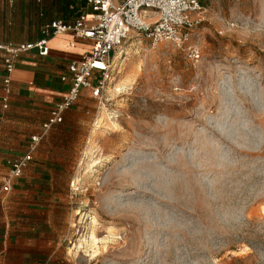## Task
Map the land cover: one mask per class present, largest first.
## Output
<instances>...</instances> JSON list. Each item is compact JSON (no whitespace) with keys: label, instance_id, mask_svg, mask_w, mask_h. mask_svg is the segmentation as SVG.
Instances as JSON below:
<instances>
[{"label":"rangeland","instance_id":"374dc122","mask_svg":"<svg viewBox=\"0 0 264 264\" xmlns=\"http://www.w3.org/2000/svg\"><path fill=\"white\" fill-rule=\"evenodd\" d=\"M200 2L198 61L132 32L39 143L48 264H264V0Z\"/></svg>","mask_w":264,"mask_h":264},{"label":"crops","instance_id":"0c3cea01","mask_svg":"<svg viewBox=\"0 0 264 264\" xmlns=\"http://www.w3.org/2000/svg\"><path fill=\"white\" fill-rule=\"evenodd\" d=\"M81 14L92 15L85 1L0 0V264H48V246L53 240L48 241L47 228L53 225V217L41 205L40 199L48 194L43 179L46 172L35 163L45 144L38 145L34 160L14 181L11 192L2 191V183L10 162L30 150L32 136L41 132L51 110L69 89V80L63 79L69 76V65L90 51L92 41L67 32L49 40L47 55L37 50L22 53L15 61L7 106L3 101L7 74L4 46L37 42L45 22L73 21ZM85 93L92 97L85 90L79 101ZM79 101L65 112L63 123L73 119Z\"/></svg>","mask_w":264,"mask_h":264},{"label":"built area","instance_id":"2783aa9c","mask_svg":"<svg viewBox=\"0 0 264 264\" xmlns=\"http://www.w3.org/2000/svg\"><path fill=\"white\" fill-rule=\"evenodd\" d=\"M38 3L43 0H35ZM87 2L92 10L91 17L81 14L73 21L49 20L41 28L37 42L8 44L4 46L7 56L4 64L7 74L3 79L7 106L9 85L16 59L25 52L37 50L40 55L49 52V40L56 35L71 32L78 38L92 41L91 49L79 61L69 65L70 87L62 99L55 104L50 116L42 125L40 133L31 138L30 150L10 162V169L3 178L2 191L11 192L14 181L21 177L26 167L34 160V153L41 140L56 125L63 123L65 112L73 107L85 90L102 102L112 77V52L132 32L142 34L154 45L171 42L183 51L191 61L201 58V48L192 39L197 22L194 13L203 12L200 0H76Z\"/></svg>","mask_w":264,"mask_h":264}]
</instances>
